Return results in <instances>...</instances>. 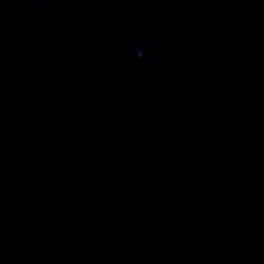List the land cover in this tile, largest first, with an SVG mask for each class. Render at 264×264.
<instances>
[{
    "label": "water",
    "instance_id": "obj_1",
    "mask_svg": "<svg viewBox=\"0 0 264 264\" xmlns=\"http://www.w3.org/2000/svg\"><path fill=\"white\" fill-rule=\"evenodd\" d=\"M0 264H264V0H0Z\"/></svg>",
    "mask_w": 264,
    "mask_h": 264
},
{
    "label": "clouds",
    "instance_id": "obj_2",
    "mask_svg": "<svg viewBox=\"0 0 264 264\" xmlns=\"http://www.w3.org/2000/svg\"><path fill=\"white\" fill-rule=\"evenodd\" d=\"M140 56H143V53L142 52H140V53H138Z\"/></svg>",
    "mask_w": 264,
    "mask_h": 264
}]
</instances>
